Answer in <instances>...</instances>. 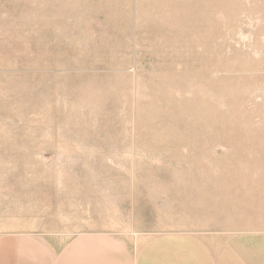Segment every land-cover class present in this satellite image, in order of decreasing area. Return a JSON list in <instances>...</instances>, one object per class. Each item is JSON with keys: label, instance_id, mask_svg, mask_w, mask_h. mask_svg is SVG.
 <instances>
[{"label": "rangeland", "instance_id": "rangeland-1", "mask_svg": "<svg viewBox=\"0 0 264 264\" xmlns=\"http://www.w3.org/2000/svg\"><path fill=\"white\" fill-rule=\"evenodd\" d=\"M22 239L264 264V0H0V245Z\"/></svg>", "mask_w": 264, "mask_h": 264}, {"label": "crops", "instance_id": "crops-1", "mask_svg": "<svg viewBox=\"0 0 264 264\" xmlns=\"http://www.w3.org/2000/svg\"><path fill=\"white\" fill-rule=\"evenodd\" d=\"M92 244L88 240L78 242L69 248V254L61 256L58 260L37 242L22 239L15 242L8 252L6 247L0 245V264H92L91 259H98L105 252L104 242L100 244L99 241H94ZM97 264L104 263L98 261Z\"/></svg>", "mask_w": 264, "mask_h": 264}]
</instances>
